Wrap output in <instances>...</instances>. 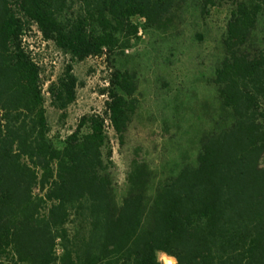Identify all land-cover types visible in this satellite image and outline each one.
I'll return each instance as SVG.
<instances>
[{
  "label": "trees",
  "instance_id": "16d2710c",
  "mask_svg": "<svg viewBox=\"0 0 264 264\" xmlns=\"http://www.w3.org/2000/svg\"><path fill=\"white\" fill-rule=\"evenodd\" d=\"M191 1L0 0V264H264V0H233L213 80L223 112L195 162L156 184L135 162L118 202L106 121L123 137L136 113L129 71L114 73L107 117L84 115L61 147L49 136L33 25L85 60L127 47L136 16L161 29ZM76 86L69 71L52 89L60 108Z\"/></svg>",
  "mask_w": 264,
  "mask_h": 264
},
{
  "label": "rangeland",
  "instance_id": "374dc122",
  "mask_svg": "<svg viewBox=\"0 0 264 264\" xmlns=\"http://www.w3.org/2000/svg\"><path fill=\"white\" fill-rule=\"evenodd\" d=\"M201 5V0L191 1L161 29L147 27L146 19L136 16L140 32L127 47L85 60L73 58L45 39L37 25L24 36L41 67L49 136L56 146L63 145L84 115L106 116L108 90L116 71L137 76L139 105L125 135L120 136L106 121L119 203L128 193L135 162L147 163L154 170L155 184L177 173L185 163L197 160L202 138L214 130L223 112L213 80L224 57L222 42L234 2L218 0L206 11ZM69 71L77 78L76 97L68 107L60 108L52 89H58ZM261 164L264 167V155ZM150 195H155L154 187ZM164 255L160 254L162 264Z\"/></svg>",
  "mask_w": 264,
  "mask_h": 264
},
{
  "label": "bare ground",
  "instance_id": "6f19581e",
  "mask_svg": "<svg viewBox=\"0 0 264 264\" xmlns=\"http://www.w3.org/2000/svg\"><path fill=\"white\" fill-rule=\"evenodd\" d=\"M165 264H175L176 258L169 255H164Z\"/></svg>",
  "mask_w": 264,
  "mask_h": 264
}]
</instances>
